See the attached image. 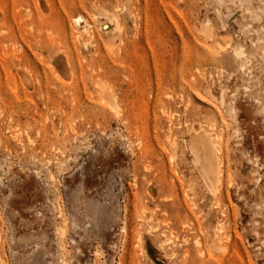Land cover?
I'll return each mask as SVG.
<instances>
[{
	"label": "rangeland",
	"instance_id": "rangeland-1",
	"mask_svg": "<svg viewBox=\"0 0 264 264\" xmlns=\"http://www.w3.org/2000/svg\"><path fill=\"white\" fill-rule=\"evenodd\" d=\"M0 264H264V0H0Z\"/></svg>",
	"mask_w": 264,
	"mask_h": 264
},
{
	"label": "bare ground",
	"instance_id": "bare-ground-1",
	"mask_svg": "<svg viewBox=\"0 0 264 264\" xmlns=\"http://www.w3.org/2000/svg\"><path fill=\"white\" fill-rule=\"evenodd\" d=\"M80 21H81V17L80 16L75 19L76 24H79ZM238 53L236 52V54H238ZM221 103H222V101H221ZM196 138H197V136H196ZM206 139L207 138H204V140H206ZM201 146H202V150H203V155L200 154V152H199V143L196 142V141H194V142H192L190 144V149H191V151L193 153V156H194V162L199 164V166H200V171H201V176H202L203 181L211 189V188L214 187L215 182H216V180L218 178V175H217V164H216V159H215L216 156H215V153H214L215 149H214V145L210 144L208 142L207 143L201 142ZM210 246L212 248H216V249H221L222 248V246L218 244V240H214L211 243Z\"/></svg>",
	"mask_w": 264,
	"mask_h": 264
}]
</instances>
